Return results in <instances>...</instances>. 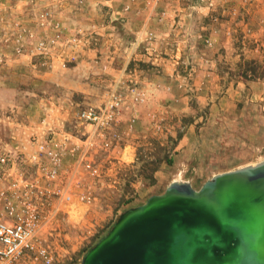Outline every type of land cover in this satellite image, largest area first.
<instances>
[{
  "label": "rangeland",
  "instance_id": "374dc122",
  "mask_svg": "<svg viewBox=\"0 0 264 264\" xmlns=\"http://www.w3.org/2000/svg\"><path fill=\"white\" fill-rule=\"evenodd\" d=\"M86 1L0 2V56L4 57L0 62V149L29 153L35 147L33 139L44 136L50 126L60 128L62 124L65 130L76 133L79 108L102 105L120 80L124 88L136 83L126 77L115 78L104 65L78 66L83 45L58 47L48 60L32 53L36 38L28 37L30 32L38 38L56 32L52 26H40L38 17L45 11H51L54 22L62 24L65 37L79 35L91 43L102 37L66 23L64 13L75 18L76 12L88 9ZM212 1L207 21L214 33L209 39L219 40V30L223 29L220 39L226 46L210 45L206 37L201 50H187L185 62L179 65L187 75L181 79L184 87L175 82V94L185 98L184 109H173L171 100L153 108L149 130L130 140L133 146L126 150L128 160L106 159L110 152L96 155L103 175L94 182L92 199L75 207L66 220L56 222L47 237L54 251L53 264H82L86 253L108 234L123 212L164 193L175 180L189 182L199 190L218 174L264 162V78L236 75L241 67L256 66L263 72L264 0ZM98 4L95 7L102 12L108 8L103 2ZM104 14L101 23L119 26L117 15ZM126 39L133 42L135 34L126 35ZM136 41L133 51L141 50ZM19 46L30 50L29 54H16ZM253 60L261 68L248 63ZM127 66L136 67L134 62ZM192 68L204 72L192 70L193 75H188ZM189 127L196 132L189 142L191 148L183 152L178 147V134L183 137ZM89 181L85 177L84 182Z\"/></svg>",
  "mask_w": 264,
  "mask_h": 264
},
{
  "label": "built area",
  "instance_id": "2783aa9c",
  "mask_svg": "<svg viewBox=\"0 0 264 264\" xmlns=\"http://www.w3.org/2000/svg\"><path fill=\"white\" fill-rule=\"evenodd\" d=\"M172 1L182 0H154L156 4ZM203 4L211 8L214 2L194 0L189 4L191 15L198 13ZM51 13L42 12L38 18L40 26H52L54 34L41 38L35 32L27 35L36 38L32 53L47 60L55 56L58 47L84 45L79 35L65 37V29L54 22ZM141 42L139 39L136 44ZM207 42L211 44L210 40ZM27 52L30 50L24 46L16 50L18 55ZM3 60L1 55L0 62ZM121 83L116 82L102 105L77 110L76 133L65 130L62 124L60 128L50 126L44 136L33 139L35 147L29 153L0 149V264L54 263V251L47 242L53 225L66 220L75 207L92 199L94 182L103 175L96 155L114 150L124 112L131 114L132 130L140 106L149 99L148 90L139 84L129 83L124 88ZM85 177L91 182H84Z\"/></svg>",
  "mask_w": 264,
  "mask_h": 264
},
{
  "label": "water",
  "instance_id": "95a60500",
  "mask_svg": "<svg viewBox=\"0 0 264 264\" xmlns=\"http://www.w3.org/2000/svg\"><path fill=\"white\" fill-rule=\"evenodd\" d=\"M82 264H264V162L123 212Z\"/></svg>",
  "mask_w": 264,
  "mask_h": 264
},
{
  "label": "crops",
  "instance_id": "0c3cea01",
  "mask_svg": "<svg viewBox=\"0 0 264 264\" xmlns=\"http://www.w3.org/2000/svg\"><path fill=\"white\" fill-rule=\"evenodd\" d=\"M87 1L88 9L76 12L75 18L70 16L69 12L64 13L66 23H75L77 29L83 32L91 31L103 36L96 37L92 43L89 38L84 41L77 65L110 67L109 71L115 78L126 77L125 79L144 86L150 92L148 101L140 106L132 130H129L130 112L126 110L123 114L115 148L106 158L113 157L114 160L122 162L130 158L129 155H126V150L133 146L130 143L131 138L147 132L151 127V117L155 112L153 108H158L162 103L166 104L168 100H171L173 109H184L185 98L175 94V82L179 81L178 86L184 87L181 79L187 75L179 70V65L185 62L187 50H190L191 53L194 50H201L206 37L216 47L226 46L225 41L220 39L224 30H219V40L209 39L210 34L214 33L211 30V24L207 21L209 8L203 4L198 13L191 15L189 4L194 0L172 1L160 3L157 6L153 5V0ZM98 2L105 3L108 8L105 7L102 12L100 7H95L99 6ZM103 14L107 17L112 14L113 17L117 15L121 19L119 26L111 27V24L101 23ZM132 33L135 34L136 39L127 43L126 35L130 36ZM120 34H122V38H120ZM139 39L142 41L141 50L133 51V45ZM132 62L136 67L129 68L127 65ZM192 70L204 72L200 68H192L188 75H193ZM209 73L214 74V72ZM165 93H169L172 98L169 99V94L163 96ZM195 132L193 127H189L179 140L178 147L183 148V152H187L191 148L189 142Z\"/></svg>",
  "mask_w": 264,
  "mask_h": 264
},
{
  "label": "trees",
  "instance_id": "16d2710c",
  "mask_svg": "<svg viewBox=\"0 0 264 264\" xmlns=\"http://www.w3.org/2000/svg\"><path fill=\"white\" fill-rule=\"evenodd\" d=\"M243 60H245V58H242ZM248 63H252V64H258L257 61L253 60L251 62H248ZM260 65V64H258ZM259 68H261V65L259 66ZM262 69V73L258 72V68L255 66V67H241L240 71H238V73L236 75L238 76H242L244 77L245 79H249L248 77H253V76H261L264 78V68H261ZM260 74V75H259ZM182 138V135L181 134H178V140H180ZM170 163L172 162V160L169 161Z\"/></svg>",
  "mask_w": 264,
  "mask_h": 264
}]
</instances>
